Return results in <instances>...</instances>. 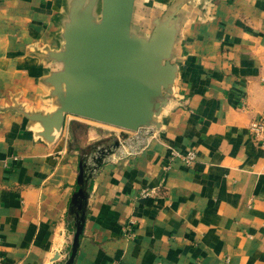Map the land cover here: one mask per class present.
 I'll return each mask as SVG.
<instances>
[{"label":"crops","instance_id":"crops-1","mask_svg":"<svg viewBox=\"0 0 264 264\" xmlns=\"http://www.w3.org/2000/svg\"><path fill=\"white\" fill-rule=\"evenodd\" d=\"M84 10L100 16L101 0H0V264L70 252L87 145L89 166L107 153L71 264H264V143L247 132L264 110V0H134L131 34L165 30L173 67L158 135L135 155L71 114L43 135L37 115L59 107L49 76L62 69L63 33ZM169 148L195 159L171 160Z\"/></svg>","mask_w":264,"mask_h":264},{"label":"water","instance_id":"water-1","mask_svg":"<svg viewBox=\"0 0 264 264\" xmlns=\"http://www.w3.org/2000/svg\"><path fill=\"white\" fill-rule=\"evenodd\" d=\"M133 3L134 0H101L97 20L89 10L72 14L63 33V50L57 57L62 69L49 76L60 94L59 107L51 115H37L43 135L52 128L59 129L64 114L128 131L151 124L153 113L160 107L161 90L173 76V67L166 60L171 37L165 30L147 39L133 36ZM101 152L100 156L107 153ZM76 182L79 187L71 203L79 208L83 197L81 170ZM74 224L70 252L63 264H71L75 256L83 213ZM60 255L54 251L50 263L58 264Z\"/></svg>","mask_w":264,"mask_h":264},{"label":"built area","instance_id":"built-area-1","mask_svg":"<svg viewBox=\"0 0 264 264\" xmlns=\"http://www.w3.org/2000/svg\"><path fill=\"white\" fill-rule=\"evenodd\" d=\"M240 108L242 111L244 110L243 106H240ZM124 131L126 132L127 130ZM127 132V137L123 140H120L119 144L123 148L122 152L129 155H135L137 152L143 149V147H145L149 139L158 135L157 129L150 124L142 126L136 131ZM247 132L251 139L260 143H264V110L261 114L252 118L248 122ZM168 155L171 160L180 159L186 165H189L195 159V152L193 150L182 152L175 148H169ZM139 193L141 196L153 195L155 194V190L142 188Z\"/></svg>","mask_w":264,"mask_h":264},{"label":"trees","instance_id":"trees-1","mask_svg":"<svg viewBox=\"0 0 264 264\" xmlns=\"http://www.w3.org/2000/svg\"><path fill=\"white\" fill-rule=\"evenodd\" d=\"M79 126H77L78 128ZM91 146L87 145L86 147L82 148L79 150V164H78V171L81 170L82 175H83V185H82V190H83V197L80 199V207L78 208L77 204H72L71 200L69 202L68 205V214L72 216L73 221L79 217L82 213H84V209H85V203H86V197L88 194V189H89V182H90V178L92 176V172L94 169H96L97 167H99L102 164L103 161V156H100V154L102 153L99 150V156L95 158L93 161L96 165L93 164V166H89L86 162V155L89 153V151L91 150ZM93 167V169H92ZM79 185L77 184V188L78 189Z\"/></svg>","mask_w":264,"mask_h":264},{"label":"rangeland","instance_id":"rangeland-1","mask_svg":"<svg viewBox=\"0 0 264 264\" xmlns=\"http://www.w3.org/2000/svg\"><path fill=\"white\" fill-rule=\"evenodd\" d=\"M97 15L98 14H96V11L93 10V18H94V20L99 18V15L98 16ZM91 124H99L98 126H102V128H103L102 129V133H103V136H105L103 138L112 141V143L114 141L119 142L120 140L125 139L127 137L126 135L128 134V132L127 131L125 132L124 129H121V128H118V127H115V126H111V125H107V124L101 125L102 123H91ZM115 133L116 134L119 133L120 135L118 134V136L115 137ZM123 134H125V135H123ZM71 238H72V236L70 234L69 241H71ZM60 253L62 254V256H61V260L58 261V264H63L64 260L66 259L67 255H68V252H66V251L64 252L63 250H61Z\"/></svg>","mask_w":264,"mask_h":264}]
</instances>
